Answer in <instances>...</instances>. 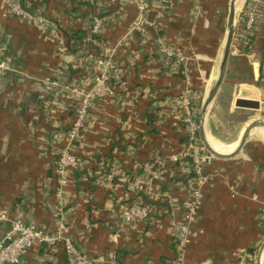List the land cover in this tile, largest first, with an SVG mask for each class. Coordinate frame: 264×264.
Returning a JSON list of instances; mask_svg holds the SVG:
<instances>
[{
  "label": "crops",
  "instance_id": "obj_1",
  "mask_svg": "<svg viewBox=\"0 0 264 264\" xmlns=\"http://www.w3.org/2000/svg\"><path fill=\"white\" fill-rule=\"evenodd\" d=\"M230 1L152 3L145 22L137 24L136 0H21L34 19L17 16L11 0H0V57L10 67L0 74V241L10 219L21 218L50 237L61 230L97 259L92 264H258L263 127L235 156H215L204 166L194 231L183 251L174 233L187 222L191 196L185 183L192 175L172 155L206 149L200 112L219 73ZM237 8L225 80L206 118L209 142L229 152L251 121L264 120V0H239ZM250 11L256 14L252 27ZM96 16L102 25L93 33ZM75 30L85 37L72 38ZM160 39L185 60L165 59ZM100 58L112 62L121 82H111L92 106L74 141L79 168L60 199L56 153L66 142L58 135L69 131L78 96L53 92L43 98L44 81L89 88ZM187 87L196 96V142L179 102ZM240 97L260 107H237ZM146 163L159 168L158 178L148 179ZM111 168L117 174L108 180ZM138 205L147 207L146 216L126 221L124 212ZM18 264L72 263L64 241L57 240L36 242Z\"/></svg>",
  "mask_w": 264,
  "mask_h": 264
},
{
  "label": "built area",
  "instance_id": "obj_2",
  "mask_svg": "<svg viewBox=\"0 0 264 264\" xmlns=\"http://www.w3.org/2000/svg\"><path fill=\"white\" fill-rule=\"evenodd\" d=\"M170 0H136V4L139 8L140 16L137 24L145 22L146 12L152 3H160L167 6ZM11 8L14 14L24 19H34V16L23 9L21 6V0H11ZM256 21L255 11H250L248 14V26L252 27ZM102 25L100 17L96 16L93 19V26L91 31L98 33ZM160 53L167 60H176L182 62L185 60L183 53L176 51L174 48L166 44L163 39H160ZM99 72L89 82V88L78 85L75 82L53 80L52 78L45 79L42 97L46 98L47 95H58L67 93H75L78 96V101L75 106V117L71 123V127L66 135L59 134L58 138H61L66 142L65 147L57 150L56 153V195L62 199L64 189L69 185L72 180L74 172L79 168L80 160L78 155L74 151V141L83 132L86 122L90 116V111L94 103L103 98L109 93L111 89V82H121V75L117 69L112 65L109 59H98ZM10 71V67L6 61L0 57V74H6ZM189 83V79H188ZM196 96L192 90L187 87L179 96L180 107L183 111V115L190 125L191 140L196 142L198 140L194 133V130L198 128L197 115L195 114L194 104ZM51 102V101H50ZM187 156L192 158L190 164L187 160ZM214 155L208 150H202L200 152H189L184 155L174 154L172 160L176 163L181 162L180 168L182 172H187L188 175H192L186 180V187L190 190V203L187 205L185 212L186 223L176 225L174 233L176 236V242L178 243L181 251L184 250L186 245L190 242V237L193 234L192 225L195 223L197 209L200 205L201 197V184L204 182V166L210 163L214 159ZM188 165H190L188 167ZM190 169V171H189ZM144 171L148 175L149 180H154L159 177V168L155 167L154 163H146ZM117 174V170L111 168L107 171L106 175L108 180H113ZM172 203V202H171ZM174 205V202L172 203ZM261 211L264 216V200L262 201ZM147 207L145 205L134 206L124 212L126 221H135L138 218L146 216ZM6 219H9L7 215H3ZM11 226L6 232L5 236L0 241V264H18L21 262L24 255L34 246L36 242H48L63 240L66 250L70 256L72 264H92L96 262V258L86 256L75 244V242L67 235H64L60 230L56 236H48L44 229L38 225L30 222H26L21 218L10 219Z\"/></svg>",
  "mask_w": 264,
  "mask_h": 264
},
{
  "label": "water",
  "instance_id": "obj_3",
  "mask_svg": "<svg viewBox=\"0 0 264 264\" xmlns=\"http://www.w3.org/2000/svg\"><path fill=\"white\" fill-rule=\"evenodd\" d=\"M239 0H231L229 5V11H228V18H227V26H226V35H225V42H224V49H223V55L221 59V64L219 68V73L217 76V79L210 90L205 103L201 109L200 112V119H199V133L200 138L205 146V148L212 153L216 157L220 158H230L238 154L242 148L244 147L248 137L251 135V132L258 128L263 127L264 128V120L263 119H255L251 121L245 128L237 148L231 152V153H221L216 151L209 143L208 141V132L206 128V118L213 107V104L219 94V91L221 89L222 84L224 83L226 71H227V65L229 61L230 51H231V44L235 33V20H236V11H237V2ZM22 3H24V0H22ZM236 106L242 107V108H252V109H258L259 103L257 100H251L246 98H238L236 100ZM263 255H264V241L260 247L259 250V257H258V264H263Z\"/></svg>",
  "mask_w": 264,
  "mask_h": 264
},
{
  "label": "trees",
  "instance_id": "obj_4",
  "mask_svg": "<svg viewBox=\"0 0 264 264\" xmlns=\"http://www.w3.org/2000/svg\"><path fill=\"white\" fill-rule=\"evenodd\" d=\"M85 34H86V32L84 30H75L72 33V38H77V39L81 40L82 38L85 37ZM248 42H251V38L248 39ZM261 63H262V65H261V68H262V66L264 64V50H263V56L261 59ZM261 77H262V73L260 74V79H261Z\"/></svg>",
  "mask_w": 264,
  "mask_h": 264
},
{
  "label": "bare ground",
  "instance_id": "obj_5",
  "mask_svg": "<svg viewBox=\"0 0 264 264\" xmlns=\"http://www.w3.org/2000/svg\"><path fill=\"white\" fill-rule=\"evenodd\" d=\"M237 4H238V2H237ZM237 4H236V6H237ZM238 9V8H237ZM208 141H210V140H208ZM210 143V142H209ZM239 143V142H238ZM210 145L216 150V151H218V152H221V153H231L233 150H231L230 152L229 151H223V150H221V149H219L218 147H216L215 145H212L211 143H210Z\"/></svg>",
  "mask_w": 264,
  "mask_h": 264
},
{
  "label": "rangeland",
  "instance_id": "obj_6",
  "mask_svg": "<svg viewBox=\"0 0 264 264\" xmlns=\"http://www.w3.org/2000/svg\"><path fill=\"white\" fill-rule=\"evenodd\" d=\"M230 131L228 130V128L226 127L224 130H222V133L221 134H223L224 135V138H225V136L226 137H228V133H229Z\"/></svg>",
  "mask_w": 264,
  "mask_h": 264
}]
</instances>
